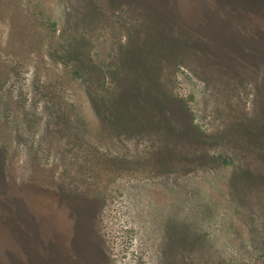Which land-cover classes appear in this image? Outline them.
I'll return each mask as SVG.
<instances>
[{"label":"rangeland","instance_id":"374dc122","mask_svg":"<svg viewBox=\"0 0 264 264\" xmlns=\"http://www.w3.org/2000/svg\"><path fill=\"white\" fill-rule=\"evenodd\" d=\"M0 264H264V0H0Z\"/></svg>","mask_w":264,"mask_h":264},{"label":"trees","instance_id":"16d2710c","mask_svg":"<svg viewBox=\"0 0 264 264\" xmlns=\"http://www.w3.org/2000/svg\"><path fill=\"white\" fill-rule=\"evenodd\" d=\"M67 49L68 51H70L72 57L78 61V64L76 65V71L79 74H82L83 71H89L91 74L97 75L98 77H100V72H99V67L96 64L92 54H89L88 48L86 47V42H83V40H77V39H73L71 41L67 42ZM137 54L134 52L132 53L131 57L129 58L131 61H134L135 56ZM135 64V63H132ZM117 66L120 69V75L121 73H126V72H132L133 73V79H135L136 76L139 77V72L136 69H132L133 67H128L124 62L123 59H119L117 60ZM104 77L106 76V74H103ZM122 76V75H121ZM106 84V82H103ZM134 93V92H133ZM121 96V95H120ZM164 94L163 93H159V97L163 98ZM119 97V96H118ZM117 116L120 117V119L122 120L121 122H126L127 120V116L125 115V112H121L118 111ZM124 117V118H122ZM132 122V121H130Z\"/></svg>","mask_w":264,"mask_h":264}]
</instances>
